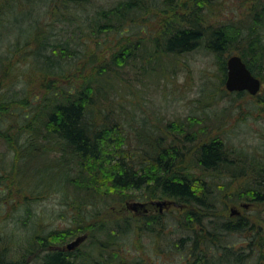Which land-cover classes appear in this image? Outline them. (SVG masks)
Returning a JSON list of instances; mask_svg holds the SVG:
<instances>
[{
	"label": "trees",
	"instance_id": "obj_1",
	"mask_svg": "<svg viewBox=\"0 0 264 264\" xmlns=\"http://www.w3.org/2000/svg\"><path fill=\"white\" fill-rule=\"evenodd\" d=\"M246 1L251 7L248 15L213 26L206 10H214L215 0H0V137L7 140L11 155L2 159L3 169L14 175L22 162L31 165L32 160L45 158L49 161L46 166L61 177L56 183L37 184L28 192L33 195L38 186L37 195L62 192L64 204L79 211L66 229L41 235L36 231L32 242L38 245L22 261L9 255L4 241L11 243L12 235L1 228L0 264H144L143 258L121 255L123 247L129 243L136 246L143 237H149L159 253L168 249L176 254V238L168 236L176 227V217L168 220L167 214L160 212L147 215L154 210L156 199H168L172 206L184 210L179 224L192 235L181 237L180 244L186 249L191 240L190 264H252L255 258L253 264H264V253L254 252L255 234L247 237L250 244L242 250L250 253L244 255L226 240L231 233H245L248 224H233L229 219L222 228H205L208 217L201 211L215 207V200H211L214 189L204 187L203 178L188 174L194 165L204 173L219 171L231 164L229 154L233 152L214 141L201 145L188 162L186 154L176 149V129L184 130L180 124L168 123L171 139L153 137L150 131L142 139L146 120L131 107L135 100L131 96L133 80L141 81L142 74L151 77L149 65L154 59L162 62L160 54L181 55L204 47L216 56L225 82L227 61L235 51L251 72L264 80V0ZM156 10L171 16L159 23L161 30L154 35L146 18ZM106 32H118L123 38L120 48L106 56L91 51L90 41ZM146 43L152 48L141 49ZM20 66L32 70L25 73L19 91ZM78 73L84 81L80 85L73 80ZM167 73L163 71L164 78ZM130 74L133 80L126 77ZM36 76L45 95L35 107L20 108ZM234 93L241 96L247 92ZM128 127L135 129L141 146L134 155L127 148ZM91 161L111 167L113 189L120 196L142 192L145 208L117 220L106 219L103 213L108 205L96 204L103 195L92 186ZM260 161L252 162L253 172L240 171L256 184L254 188L247 186L245 193L264 202V160ZM41 173H46L42 167L36 175ZM9 180L7 177L3 182L0 175L1 185ZM25 213L31 217L29 207ZM82 235H87L89 247L98 255L78 247L70 251L52 245L55 238L67 243ZM160 240L165 243L162 248Z\"/></svg>",
	"mask_w": 264,
	"mask_h": 264
},
{
	"label": "rangeland",
	"instance_id": "obj_2",
	"mask_svg": "<svg viewBox=\"0 0 264 264\" xmlns=\"http://www.w3.org/2000/svg\"><path fill=\"white\" fill-rule=\"evenodd\" d=\"M215 1L217 5L214 10L212 8L206 10L207 14L211 16L208 21L213 26L219 25L220 21L234 22L250 12V2L246 0ZM170 16L161 10H156L151 13V16H147L148 26L151 29L150 33L154 35L158 33L161 30L159 23L165 18L170 19ZM120 39L123 38L118 32H106L102 36L92 39L89 49L105 56L110 55L113 50L120 48L122 44ZM84 41L85 39L82 38L81 43ZM126 43L127 41L123 44ZM149 47L152 48L146 43L141 46V49H148ZM234 54L238 53L234 51L231 55ZM158 57L162 58V62L154 59L149 65L152 71L151 77L142 74L140 76L142 80L136 82L133 80L132 74L126 75L133 80L134 92L131 91V96H134L135 100L131 107L136 110V115L146 120L145 129H142V139H144L147 131H150L153 137L159 138L160 135H165L171 139L170 136L172 135L166 128L169 122H176L184 128V130L176 129V149L186 154L184 158L188 162L194 158V151L205 143L211 144L214 141H220L222 147L227 145L230 152H233L229 154L231 164H227L228 170L221 169L204 173L199 166L194 164L188 169V174H191L192 178H203V183L206 182L203 186L214 189L211 200H215V207L207 212L201 211L206 213L208 217L205 228L207 230L211 227L222 228L229 219L234 222L233 224H248L245 233H231L226 240L236 246V250L240 249V255H244L243 253H250L249 250H242L243 247L250 244L247 237H253L255 234L254 252L257 254L264 253V202L255 200L254 194L245 193L247 186L250 185L254 188L256 185L254 180L240 177L241 174L236 178L233 176V173H236L235 170L241 168L244 169V173L253 172L252 162L264 160V80H262V87L257 95H251L247 92L240 96L228 91L225 85L226 81L223 82L222 72L217 65L216 56L206 51L204 47L186 54L166 53L160 54ZM82 64L83 62L80 63V65ZM31 70L27 66H20L18 70L20 79H18L19 83L16 90L22 89L25 83L23 82L25 73L29 74ZM163 71H167L169 74L166 78L162 75ZM80 77L81 74L78 73L73 79L78 85L84 83ZM44 95L42 85L36 76L33 84L27 89V94L23 98L24 104L20 108L35 107L41 103ZM134 130L133 127L126 128L129 135L127 148L130 155H134L135 150L139 151L141 148ZM6 143L7 140L0 137V175L3 176V182L7 177H10L7 184H0V229H5L12 235L11 243L4 241L9 247V255L14 257L16 261H22L24 256L38 245L37 242H32L34 234L39 232L41 235L53 230L66 229L74 223L72 217L78 215L79 211L64 204L62 192L54 191L48 195H37L36 193L41 189V186L36 187L38 190H34L33 195L28 192L37 184L56 183V178L61 177L54 175V169L46 166L49 161L43 158L44 156L41 157L43 161L40 162V159L32 160L31 165H24L22 162L20 164L22 168L17 167L14 175H9L7 172L9 169L7 171L3 169L2 162L4 157H7L8 160L11 156H9L10 150ZM189 153H192V156ZM100 164L91 161L89 167L91 168L92 186L103 195V199L96 201V204H99L100 207H105V205L107 207L108 205L103 216L108 220H117L131 213H136L129 207V204L144 203L143 196H141L142 192L129 191L120 196V193L113 189L114 184L110 175L111 167ZM40 167L46 170V173L36 175ZM14 180L16 184L11 185ZM195 180L199 183L202 181ZM108 191L109 194L107 195ZM132 195L135 196L132 198ZM166 200L168 199H156L155 201ZM245 204L247 207H243ZM28 207L31 209V217L25 213ZM233 210L238 214L232 213ZM159 212L163 215L167 214L168 220H171L173 216L176 217V227L168 234L170 238H176V246L178 245L176 254L168 252V249H163L166 252L159 253L152 240L149 237H143L138 245L134 246L129 243L125 249L123 247L121 255L126 259L143 258L144 264H190L192 258L189 260L187 257L189 244H192L191 240L188 241L186 249H184L185 245L180 244L181 237H188V234L192 235L191 231L182 228L179 224L180 215L184 213V210L172 205H166L160 209L156 205L154 210L147 215H154ZM213 221L215 222L214 226ZM71 241L72 239L67 243ZM67 243L58 238L52 240L54 246L63 247ZM164 244V241L160 240L161 248L165 246ZM89 245V241L85 240L78 248L83 252L98 255L99 252ZM113 252L117 251L114 250ZM255 260L256 258L251 259L252 264Z\"/></svg>",
	"mask_w": 264,
	"mask_h": 264
},
{
	"label": "water",
	"instance_id": "obj_3",
	"mask_svg": "<svg viewBox=\"0 0 264 264\" xmlns=\"http://www.w3.org/2000/svg\"><path fill=\"white\" fill-rule=\"evenodd\" d=\"M227 80L226 88L230 92L234 91H248L251 95H257L262 87V81L256 77L251 70L248 68L244 60L239 55H232L227 61ZM152 204L157 205L162 209L166 205H171L170 201L153 202ZM247 207V205H243ZM132 210H138L139 208H145L143 203H134L129 205ZM233 213H237L233 210ZM87 239V235L77 237L74 241L68 243L65 246L66 250H75L82 242Z\"/></svg>",
	"mask_w": 264,
	"mask_h": 264
},
{
	"label": "flooded vegetation",
	"instance_id": "obj_4",
	"mask_svg": "<svg viewBox=\"0 0 264 264\" xmlns=\"http://www.w3.org/2000/svg\"><path fill=\"white\" fill-rule=\"evenodd\" d=\"M239 171H240V170H236V173L234 172L233 176L236 175V177H239V174L242 173L241 171H240V172H239ZM236 177H235V178H236ZM240 177H241V175H240ZM243 207H244V206H243ZM237 214H238V213H237Z\"/></svg>",
	"mask_w": 264,
	"mask_h": 264
},
{
	"label": "bare ground",
	"instance_id": "obj_5",
	"mask_svg": "<svg viewBox=\"0 0 264 264\" xmlns=\"http://www.w3.org/2000/svg\"><path fill=\"white\" fill-rule=\"evenodd\" d=\"M223 169H224V170H227V169H228V167H223ZM237 170H238V169H237ZM235 171H236V170H235Z\"/></svg>",
	"mask_w": 264,
	"mask_h": 264
}]
</instances>
